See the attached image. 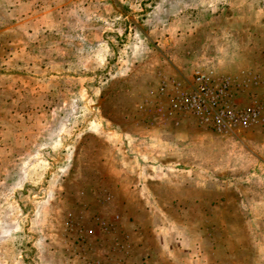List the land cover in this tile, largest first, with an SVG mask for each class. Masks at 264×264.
<instances>
[{
    "label": "rangeland",
    "instance_id": "1",
    "mask_svg": "<svg viewBox=\"0 0 264 264\" xmlns=\"http://www.w3.org/2000/svg\"><path fill=\"white\" fill-rule=\"evenodd\" d=\"M197 69L261 123L158 112ZM0 264H264V0H0Z\"/></svg>",
    "mask_w": 264,
    "mask_h": 264
},
{
    "label": "built area",
    "instance_id": "2",
    "mask_svg": "<svg viewBox=\"0 0 264 264\" xmlns=\"http://www.w3.org/2000/svg\"><path fill=\"white\" fill-rule=\"evenodd\" d=\"M239 85L229 75L197 69L189 77L162 79L150 94L159 104L158 112L188 115L199 127L221 134L263 119L262 105L239 104L235 97Z\"/></svg>",
    "mask_w": 264,
    "mask_h": 264
},
{
    "label": "crops",
    "instance_id": "3",
    "mask_svg": "<svg viewBox=\"0 0 264 264\" xmlns=\"http://www.w3.org/2000/svg\"><path fill=\"white\" fill-rule=\"evenodd\" d=\"M197 38V36H196ZM194 43L190 46V48H188L189 54H191L192 56H197V54L201 55V52L199 49L194 47Z\"/></svg>",
    "mask_w": 264,
    "mask_h": 264
}]
</instances>
